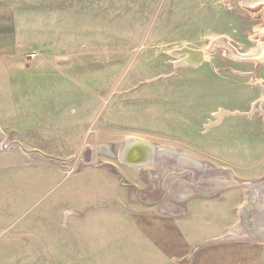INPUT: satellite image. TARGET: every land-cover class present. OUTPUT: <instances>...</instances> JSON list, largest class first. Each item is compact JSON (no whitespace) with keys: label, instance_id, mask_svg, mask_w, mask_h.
Segmentation results:
<instances>
[{"label":"rangeland","instance_id":"374dc122","mask_svg":"<svg viewBox=\"0 0 264 264\" xmlns=\"http://www.w3.org/2000/svg\"><path fill=\"white\" fill-rule=\"evenodd\" d=\"M254 3L0 0L22 41L20 57L0 58V264L135 262L153 247L127 210L163 213L234 180L264 186V61L249 58L264 43V5ZM182 48L200 61L179 65ZM130 138L204 170L159 151L167 158L153 166H128ZM220 203L191 201L200 213L186 216L221 226ZM242 208L232 235L264 242L258 220L234 233L251 220Z\"/></svg>","mask_w":264,"mask_h":264},{"label":"crops","instance_id":"0c3cea01","mask_svg":"<svg viewBox=\"0 0 264 264\" xmlns=\"http://www.w3.org/2000/svg\"><path fill=\"white\" fill-rule=\"evenodd\" d=\"M14 14L11 6L0 5L1 59L20 57L22 54V44ZM246 189L243 184L239 186L234 180L232 184L211 186L203 188L201 192L190 193L181 206L170 205L171 207L164 208L163 213L150 209L143 211L134 207L133 211L127 210L126 215L131 218L139 234H142L143 240L148 241L153 247V251H141L136 254L135 258L138 259L133 260L135 262L128 260L126 263L137 264L139 261L140 264H264L263 241L235 236L231 233L239 223V209L245 202ZM250 190L255 193L264 189L256 184ZM256 196L251 195L249 199L259 201L260 206L262 202ZM217 199L225 202L220 203L222 205L219 210L226 209L223 211H227L228 215V218L223 216L227 219L221 226H218L221 217L192 220L186 216L189 210L187 205H191L189 202L198 200L199 203L201 200ZM249 199L245 205L253 206L249 203ZM189 211L195 215L200 213L195 206ZM247 212L248 217L253 219L252 212H255L252 208ZM211 214L213 215L212 212ZM250 224L247 220L243 223L244 227ZM126 263L112 261L109 264Z\"/></svg>","mask_w":264,"mask_h":264},{"label":"bare ground","instance_id":"6f19581e","mask_svg":"<svg viewBox=\"0 0 264 264\" xmlns=\"http://www.w3.org/2000/svg\"><path fill=\"white\" fill-rule=\"evenodd\" d=\"M254 2H255L254 4H263L264 5V0H254ZM262 31H264V29ZM192 58L196 59L197 55H192ZM253 58H254L253 60H255L257 62H263L264 61V44H262V43L259 44V51H257L256 54H254ZM130 139H132V138H130ZM135 143H137V142L133 141V140H129V139L125 142V146L122 148L121 154H120V157L122 158L121 160L123 163H127L123 159L126 156V154H128V152H129V155H127V156L129 158H132L134 155H135V157L140 156L139 154H141V152L138 149H135L134 148L135 146L130 149V147L132 145H134ZM144 144H146V143H144ZM147 147L148 148H146V151L149 152V155H147V157H144V160H145L144 162H140L137 165H135L136 167H147L148 168L149 166H153L154 163L156 164V162L159 161L161 159V157L167 158V157H165L166 155L158 157L157 154H159L158 153L159 150L156 151L154 146L149 145ZM162 150L159 152H161V154H163V153L167 154V156L170 154L169 156L174 158V160L177 162V165L189 166L191 171H193L194 169L204 170L203 165H200L199 163L195 162L194 159L188 158L187 155H185V154L169 153V152H166L165 150H163V151ZM155 153L157 156H155ZM128 157H127V159H128ZM142 157H143V155H142ZM127 164H128V166H134V165H131L132 163H127ZM254 185H256V184H254ZM260 186L262 189H264L263 185H260ZM252 187H253V185H250V184L247 185V187H246L247 188L246 189L247 190V196H246L245 202L248 201L249 196L257 195L256 196V197H258L257 199H259L260 202H262V203L259 206V204H260V203H258L259 201H256V200L254 201L253 199H249V201H250L249 203L253 204V206H247V205H245V202H244L243 208L241 210V215L243 216L244 219L250 218L247 215L248 214L247 210L249 211L252 208V211H254L255 213L253 215V219L251 218V220L249 219L248 221H251V223L254 224V221L258 220L259 222H261V225L264 226V222H262V221H264V213L262 215H260V213L258 214V211H257V210H263L264 209V190H262L260 192L253 193V191L250 190V189H252ZM250 230H252L253 232H257L256 230H263V229L262 228L255 229L252 227V228H250ZM241 231L242 232H248V230H244V226L243 227L240 226L238 229H235L234 233L235 234L237 232L240 233Z\"/></svg>","mask_w":264,"mask_h":264},{"label":"water","instance_id":"95a60500","mask_svg":"<svg viewBox=\"0 0 264 264\" xmlns=\"http://www.w3.org/2000/svg\"><path fill=\"white\" fill-rule=\"evenodd\" d=\"M264 44V43H262ZM259 51V49H258ZM187 54V57H185L183 60H179L178 64L179 65H196L200 60L201 58V52L198 51V50H194V49H190V48H182L180 50H177V51H174V54L175 55H179V54ZM192 55H197V58L196 59H193L192 58ZM254 55L250 56L249 58L251 59H254L253 58ZM129 140H133V141H136L137 143L134 144V148L135 149H138L141 154H139L140 156H136L135 155L132 157V158H129L127 155H129V152L128 154H126V156L124 157V161L127 162V163H132L134 165H137L138 163L140 162H144V157H147V155H149V152L146 151V148H148L147 146H149L150 144L146 143V142H143V141H140V140H136V139H129ZM15 144H18V142H13ZM146 143V144H144ZM20 148H22V146H19ZM22 150H24V148H22ZM130 150V149H129ZM25 152H28L26 150H24ZM38 153H40L41 155H44L42 154L41 152L37 151ZM143 155V157H142ZM45 157H47L48 159H54L53 156H48V155H44ZM128 157V159H127Z\"/></svg>","mask_w":264,"mask_h":264},{"label":"built area","instance_id":"2783aa9c","mask_svg":"<svg viewBox=\"0 0 264 264\" xmlns=\"http://www.w3.org/2000/svg\"><path fill=\"white\" fill-rule=\"evenodd\" d=\"M36 56V53H30L29 58H34Z\"/></svg>","mask_w":264,"mask_h":264}]
</instances>
